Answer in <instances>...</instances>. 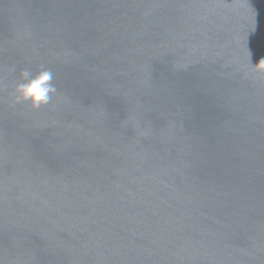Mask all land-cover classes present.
<instances>
[{
	"label": "water",
	"instance_id": "95a60500",
	"mask_svg": "<svg viewBox=\"0 0 264 264\" xmlns=\"http://www.w3.org/2000/svg\"><path fill=\"white\" fill-rule=\"evenodd\" d=\"M249 49L264 0H0V264H264Z\"/></svg>",
	"mask_w": 264,
	"mask_h": 264
},
{
	"label": "clouds",
	"instance_id": "9594fccd",
	"mask_svg": "<svg viewBox=\"0 0 264 264\" xmlns=\"http://www.w3.org/2000/svg\"><path fill=\"white\" fill-rule=\"evenodd\" d=\"M248 56L252 71L264 74V56L255 64L251 62L252 52L250 49ZM54 78L53 71L48 68L42 67L36 72L28 67L20 69L10 92V103L12 105L27 104L33 109L49 104L52 96L57 92V88L53 83Z\"/></svg>",
	"mask_w": 264,
	"mask_h": 264
}]
</instances>
